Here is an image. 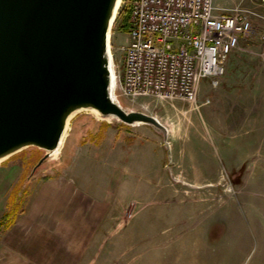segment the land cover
Masks as SVG:
<instances>
[{
	"label": "rangeland",
	"instance_id": "374dc122",
	"mask_svg": "<svg viewBox=\"0 0 264 264\" xmlns=\"http://www.w3.org/2000/svg\"><path fill=\"white\" fill-rule=\"evenodd\" d=\"M215 2L221 12L240 3L253 12L252 32L231 55L218 87L204 80L197 105L134 101L116 90L125 110L156 117L168 129L167 138L152 129L166 146L157 160L166 165L164 173L154 181L132 174L155 165L144 152L119 163L102 155L108 147L153 141L151 133L91 110L77 112L57 156L37 167L46 152L30 147L0 162V264H264V2ZM126 6L129 0H122L110 41L118 86L130 40L122 29ZM76 147L95 150L79 157L87 169L82 188L70 183L96 220L90 211L86 227L57 229L43 260L37 241L45 239L33 235L32 210L41 189L68 173ZM106 166L124 172L123 181ZM9 213L15 222L8 225L3 218Z\"/></svg>",
	"mask_w": 264,
	"mask_h": 264
},
{
	"label": "water",
	"instance_id": "95a60500",
	"mask_svg": "<svg viewBox=\"0 0 264 264\" xmlns=\"http://www.w3.org/2000/svg\"><path fill=\"white\" fill-rule=\"evenodd\" d=\"M122 0H0V161L59 149L73 115L168 129L114 98L111 33Z\"/></svg>",
	"mask_w": 264,
	"mask_h": 264
},
{
	"label": "built area",
	"instance_id": "2783aa9c",
	"mask_svg": "<svg viewBox=\"0 0 264 264\" xmlns=\"http://www.w3.org/2000/svg\"><path fill=\"white\" fill-rule=\"evenodd\" d=\"M129 8L130 40L115 99L120 89L134 101L197 105L201 83L209 79L218 87L231 55L253 29V12L243 3L226 12L215 0H129Z\"/></svg>",
	"mask_w": 264,
	"mask_h": 264
},
{
	"label": "crops",
	"instance_id": "0c3cea01",
	"mask_svg": "<svg viewBox=\"0 0 264 264\" xmlns=\"http://www.w3.org/2000/svg\"><path fill=\"white\" fill-rule=\"evenodd\" d=\"M134 127H137L141 131V133H151L154 140L144 142L142 140L134 141L135 145H133L131 149H128L129 147L126 146L123 147L124 145L121 146L120 144L116 147H108L104 149L105 152L102 153V155L105 157H109L111 161L113 159H116L119 163L122 157H124L125 155L132 154L133 157H137V155L144 152L150 157V160L152 159V162L155 163V165L151 166L150 164L146 169L138 166L132 169V174L134 176H136L137 174L147 175L143 179H148L150 181L157 180V176L159 174H163L166 168V165L163 162H160V164L157 163L158 158H161L159 154L163 156V152H165L166 146L162 144L163 141L161 140L157 132H154L152 134V126L139 125ZM138 129L136 131H138ZM78 150H80V148L78 147L72 149L70 159H68V165L66 166V168H68L69 170L68 173H62L57 179L47 183L43 190L41 189L40 195L38 197V207L36 210H32L33 212L31 219L37 221L30 223L34 229L33 235L45 239V241H37V244L43 243L44 245L43 253L40 255V259H48L45 255L46 249L47 252H50L48 247L46 248V246H48L47 243H49L47 241V238H52L51 241H53L55 238L51 236L58 235L56 234L57 229L74 228L78 230L86 227L83 225L85 221V214L87 212L93 211L92 209H88L84 195L76 194V191L73 189V187H71V183L74 184V186L77 187L78 190L82 188V185L80 186L79 183L84 181L83 173L87 174V169L85 171L84 167L82 166L83 160L79 157H82V153L83 155H87L88 153L95 150L84 149L82 152H78ZM106 170L107 173L113 172L114 174H117V180L123 181L122 176L124 175V172H119L118 168L114 167L113 169H111L110 167L106 166ZM75 208H77L76 212H78V216L73 215V210ZM94 212L96 211L92 212L93 214L90 218L91 221L96 220V218L93 216ZM36 218L37 220H35ZM51 230H55V232H52ZM50 243L49 245H51Z\"/></svg>",
	"mask_w": 264,
	"mask_h": 264
},
{
	"label": "trees",
	"instance_id": "16d2710c",
	"mask_svg": "<svg viewBox=\"0 0 264 264\" xmlns=\"http://www.w3.org/2000/svg\"><path fill=\"white\" fill-rule=\"evenodd\" d=\"M122 15H123L122 19H123V24H124L122 29L126 32H130V29H131V13H130L129 6L128 7L126 6V8L122 10ZM3 221H4V223H6L8 225L13 224L15 222V220H13V214L9 213V214L5 215L3 218ZM0 227H1V224H0Z\"/></svg>",
	"mask_w": 264,
	"mask_h": 264
},
{
	"label": "bare ground",
	"instance_id": "6f19581e",
	"mask_svg": "<svg viewBox=\"0 0 264 264\" xmlns=\"http://www.w3.org/2000/svg\"><path fill=\"white\" fill-rule=\"evenodd\" d=\"M114 73V72H113ZM114 78H115V81H116V76H115V74H114ZM115 84V83H114ZM115 98V97H114ZM117 100V99H116ZM121 105V104H120ZM122 106V105H121ZM94 113H97L96 111H93ZM98 114V113H97ZM72 118V117H71ZM71 120V119H70ZM69 130H70V121H69V125H68V127H67V131H66V133H65V136H64V138H63V141H62V144H61V146L59 147V149L58 150H56L53 154H52V156H57L58 154H60L61 153V150H62V148H63V146H64V143H65V141H66V139H67V137H68V132H69ZM3 161V160H2ZM1 162V161H0Z\"/></svg>",
	"mask_w": 264,
	"mask_h": 264
}]
</instances>
